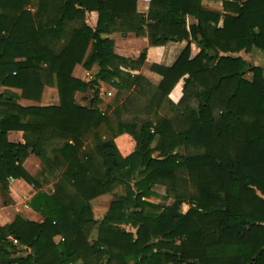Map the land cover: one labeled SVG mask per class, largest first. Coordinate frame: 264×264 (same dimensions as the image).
I'll use <instances>...</instances> for the list:
<instances>
[{"label":"trees","instance_id":"16d2710c","mask_svg":"<svg viewBox=\"0 0 264 264\" xmlns=\"http://www.w3.org/2000/svg\"><path fill=\"white\" fill-rule=\"evenodd\" d=\"M224 10L151 0L144 16L137 0H0V186H33L31 206L44 218L0 227V264H264V66L234 57L264 54V0H231ZM187 17L197 24L188 28ZM113 33L154 48L189 45L172 67L152 65L162 77L155 87L120 69H139L148 50L136 61L121 58L103 38ZM192 43L200 49L193 59ZM94 65L98 82L119 91L135 84L155 118L115 128L98 108L77 104L75 94L90 84L74 70ZM48 87L57 90L55 104L17 103L42 104ZM164 102L173 120L159 115ZM13 131L26 134L24 145L8 141ZM30 152L42 176L55 177L53 192L23 168ZM158 185L173 204L144 200ZM119 186L126 196L97 222L91 202ZM11 238L32 253L12 259Z\"/></svg>","mask_w":264,"mask_h":264},{"label":"crops","instance_id":"0c3cea01","mask_svg":"<svg viewBox=\"0 0 264 264\" xmlns=\"http://www.w3.org/2000/svg\"><path fill=\"white\" fill-rule=\"evenodd\" d=\"M230 1L231 0H202V5L207 10L218 12L223 15L226 14L224 10L225 3ZM150 4H151V0H137L138 13L146 16L150 9ZM186 23H187V27L189 28L190 26L197 24V21H195L191 17H187ZM87 24L90 25V21L88 19H87ZM222 25H223V21L220 22L219 27L221 28ZM103 38H108L112 40L114 42V53L117 56L128 60L132 59L135 61L140 57V55L144 50H148V57L146 62L142 65L140 69L137 70H140L139 71L140 75H142V77H144L149 83H151L155 87L159 86V84L162 81V77L152 71L151 69L152 65L154 63H158L165 67H172L176 63L182 52L189 45V42H182L178 44L167 45L166 47L154 48L149 46V42L147 38H138L131 34L127 36H123L120 33L104 35ZM190 47H191V59H193L200 53V49L193 43L191 44ZM90 51H91V47L88 53ZM242 53L245 52L236 54L234 55V57H241L245 61H247L246 58L243 57ZM245 54H249L248 56L251 57H253L254 55H258V59L256 58L254 63L247 61L252 67L264 66V54L259 50L253 49L250 53H245ZM82 69L84 71V68L82 66H77L74 70V77L83 82H88L89 80H93V77L98 73L99 66L94 65L90 71H86V70L84 71L85 75L83 77H79L78 73L82 71ZM121 70L127 71V69L125 68H121ZM82 79H84L85 81ZM11 92L21 95V92L18 90H11ZM17 103L23 107L48 106V105H41L25 99H20L17 101ZM8 141L13 144L24 145L26 143V134L20 131L10 132L8 134ZM34 156L36 157L35 154L30 152L29 156L23 162V168L32 177H35L34 170L32 168V165L36 163L34 160L35 159ZM36 193L37 191L34 189V187L29 185L22 179L19 180L10 179L8 190H5L0 186V227L4 228L12 225L17 217H21L25 221H29V222L43 223L44 218L31 206V201ZM46 193H51V192H46ZM93 202L94 200L91 202V204ZM92 209H93V204H92ZM93 215H94V219L98 221L97 218H95L94 212ZM56 239L60 240L59 238ZM10 241L13 243V246L16 248V252L12 253L11 255L12 259L18 257L23 258L32 253V249L23 246L17 240L11 238Z\"/></svg>","mask_w":264,"mask_h":264},{"label":"rangeland","instance_id":"374dc122","mask_svg":"<svg viewBox=\"0 0 264 264\" xmlns=\"http://www.w3.org/2000/svg\"><path fill=\"white\" fill-rule=\"evenodd\" d=\"M242 54L243 57L246 58L248 62L254 63L256 58L258 59V55H254L253 57H251L248 56L249 54H245V53ZM121 68H125V67L122 66L120 67V69ZM84 71L82 69V71L78 73L79 77H83L85 75ZM139 71L140 70L129 69L124 72H127L132 76H142L140 75ZM99 73H100V68L98 70V73L93 77V80H89L88 82H85L87 84H90L87 90L82 93L78 92L75 94V101L77 102V104H79L80 106H87V107L93 105L94 107L98 108L100 111H102L107 115V118L110 120L113 127H115L119 121L132 122L134 120L144 121L155 118L153 117V113L148 112V109L146 108L149 101L148 98L146 97V95L139 94L140 91L138 90V88H136L135 84H132V87L130 89L119 91L117 88L110 86L108 82H103V81L98 82L97 76ZM248 78H250V76H248ZM95 82L98 83L94 84ZM1 92H4L3 88H0V93ZM56 93H57L56 88L54 87L46 88L44 94H46L47 96L44 98L47 99V101L43 100L41 105L55 104L54 98ZM158 112L162 118L173 120L176 117V112L168 104V102H164L159 108ZM101 131L103 138L108 139L110 137L109 132L105 126H103ZM90 142L92 144L89 145H93V139H91ZM153 146H155V143ZM49 153H51V149H49ZM153 156L157 157L158 153H155ZM34 158L36 163L32 165V168L34 170L35 178H38V180L42 182L43 191L53 192L54 184L56 182L55 177L51 176L48 173H46L45 176H42L44 165L37 156L36 157L34 156ZM131 186L134 189V182L131 183ZM152 191L156 195L144 199L145 201L156 205L164 204L167 206L174 203L173 199H166L167 192L165 187L158 185L155 186L152 189ZM126 194H127L126 187L119 186L116 187L112 193L103 195L95 199L94 202L92 203L93 204L92 210L95 214V218H97L98 220L97 222H100L104 218L112 202L125 197ZM189 208L190 206L188 204H184L181 208V211L183 213H186L189 210ZM125 229L133 233L136 232V230L130 227H125ZM97 232H98L97 229H94L92 231L89 238L91 243L95 242V240L97 239V234H98ZM55 241L56 243L59 242L58 239H56Z\"/></svg>","mask_w":264,"mask_h":264}]
</instances>
